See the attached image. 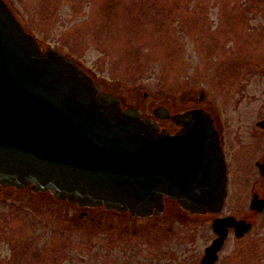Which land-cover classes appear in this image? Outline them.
Masks as SVG:
<instances>
[{
    "label": "water",
    "instance_id": "95a60500",
    "mask_svg": "<svg viewBox=\"0 0 264 264\" xmlns=\"http://www.w3.org/2000/svg\"><path fill=\"white\" fill-rule=\"evenodd\" d=\"M178 141L135 107L123 109L71 57L44 47L0 0L2 185L137 215L160 207L164 196L192 211L219 212L228 192L221 148L198 147L185 159ZM223 223H214L221 236L207 249L211 264Z\"/></svg>",
    "mask_w": 264,
    "mask_h": 264
},
{
    "label": "flooded vegetation",
    "instance_id": "af4514ba",
    "mask_svg": "<svg viewBox=\"0 0 264 264\" xmlns=\"http://www.w3.org/2000/svg\"><path fill=\"white\" fill-rule=\"evenodd\" d=\"M4 1L20 19L24 7L16 0ZM77 63L100 82L102 90L117 95ZM255 65L228 70L219 96L204 87L172 102H133L118 95L123 109L135 107L143 118L178 138L176 146L185 159L198 147L204 152L213 145L221 148L228 193L219 212L192 211L179 199L164 196L160 207L137 215L104 205L83 206L30 186L0 183V264H211L204 260L207 249L221 236L214 223L224 218L218 228L224 232L223 245L213 264H219L230 241L237 251L225 255V264L264 263L258 238L264 230V89L262 95L256 89L264 86V68L263 78L256 81ZM239 189L245 195L232 196ZM203 236L205 241L198 244Z\"/></svg>",
    "mask_w": 264,
    "mask_h": 264
},
{
    "label": "rangeland",
    "instance_id": "374dc122",
    "mask_svg": "<svg viewBox=\"0 0 264 264\" xmlns=\"http://www.w3.org/2000/svg\"><path fill=\"white\" fill-rule=\"evenodd\" d=\"M16 1L25 9L19 20L37 38L133 102H172L201 87L219 96L223 76L239 65L257 63L254 80L264 76V0ZM256 89L263 94L262 84ZM258 238L264 249V230ZM235 251L230 241L219 264Z\"/></svg>",
    "mask_w": 264,
    "mask_h": 264
}]
</instances>
